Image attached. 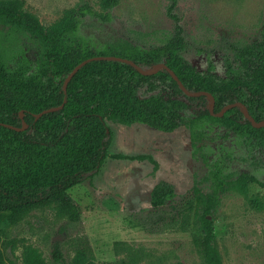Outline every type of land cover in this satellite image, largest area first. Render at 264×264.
<instances>
[{"label":"trees","instance_id":"trees-1","mask_svg":"<svg viewBox=\"0 0 264 264\" xmlns=\"http://www.w3.org/2000/svg\"><path fill=\"white\" fill-rule=\"evenodd\" d=\"M168 1L166 12L174 21L173 32L164 43L148 48L123 39L102 45L82 39L88 22H113L112 10L120 0H104L103 12L84 2L65 10L52 27L43 26L18 2L0 3V25L27 31L40 47L33 60L24 50L10 55L0 52V214L22 218L33 209L52 206L71 220L78 218V207L68 190L101 172L113 141L109 122L139 123L166 132L186 126L193 145L199 128L200 133H213L227 141V146L215 149L210 162L211 191L192 189L199 203L196 225L204 262L223 264L212 217L230 180L251 181L264 188V124L254 126L240 106L222 116L215 114L228 104L240 103L256 123H264V28L259 40L235 46L236 70L217 67L213 60L200 70L184 56L185 32L175 11L177 0ZM97 55L130 59L144 71L165 64L189 92L213 97L214 114L206 94L187 95L168 70L143 74L119 61L86 63L69 79L64 92L73 68ZM240 153L250 169L237 180L230 179V162ZM175 196L173 185L161 181L150 193V205L155 210L163 208ZM78 244L71 264H99L90 255L86 238ZM52 257L64 262L59 244L53 245ZM21 261L47 264L43 253L29 243L22 244ZM0 264H5L1 248Z\"/></svg>","mask_w":264,"mask_h":264},{"label":"rangeland","instance_id":"rangeland-1","mask_svg":"<svg viewBox=\"0 0 264 264\" xmlns=\"http://www.w3.org/2000/svg\"><path fill=\"white\" fill-rule=\"evenodd\" d=\"M104 0H0L18 2L45 27L54 26L65 10L88 2L103 12ZM168 0H120L112 23L91 22L85 41L102 45L129 40L142 47L164 43L174 21L167 15ZM176 13L185 32L184 56L200 70L209 60L236 70L235 46L257 41L264 28V0H177ZM24 50L32 60L40 47L27 31L0 25V52ZM217 73H220L218 70ZM113 141L101 172L74 186L68 194L78 207L71 220L57 207L33 209L22 218L0 214V248L5 264H22L23 243L37 247L47 264H71L80 238H86L99 264H205L200 249L196 186L211 191L210 162L227 141L200 133L196 139L186 126L171 132L144 124L109 122ZM124 154L134 158H119ZM140 157V158H139ZM240 153L230 162V179L249 171ZM161 181L173 185L176 196L160 209L150 205V193ZM258 207L253 206L254 202ZM211 218V216H209ZM215 243L223 264H264V188L251 181H232L221 193L212 217ZM59 244L64 262H55Z\"/></svg>","mask_w":264,"mask_h":264},{"label":"water","instance_id":"water-1","mask_svg":"<svg viewBox=\"0 0 264 264\" xmlns=\"http://www.w3.org/2000/svg\"><path fill=\"white\" fill-rule=\"evenodd\" d=\"M96 60H112V61H119V62H123V63H127V64H130V65H132L133 67H135L139 72H141V73H143V74H151V73H154V72H156L157 70H159V69H161V68H164V69H166V70H168L169 71V73L173 76V78L175 79V80H177V82H178V84H179V86H180V88L187 94V95H189V96H194V95H198V94H206L208 97H209V99H210V101H211V103H210V112H211V114L213 115L214 113H213V106H214V99H213V97L210 95V94H208V93H206V92H201V93H191V92H189L185 87H184V85L182 84V82H180L179 80H178V78H177V76L165 65V64H163V63H161V64H159V65H157L154 69H152V70H148V71H144V70H142L136 63H134L132 60H130V59H127V58H124V57H118V56H112V55H97V56H93V57H89V58H87V59H85V60H83L81 63H79L77 66H75L74 68H73V70L71 71V73L69 74V76H68V78L65 80V82H64V92H66V87H67V83H68V81H69V79L79 70V68H81L83 65H85L86 63H88V62H91V61H96ZM234 106H240V107H242L243 108V112H244V115L248 118V119H250L251 121H252V123H253V125L254 126H256V127H258V126H261V125H263L264 123H261V124H258V123H256L250 116H249V114H248V111H247V109L242 105V104H240V103H233V104H228V105H226L223 109H222V111L219 113V114H215L216 116H222L223 115V113L226 111V110H228V109H230V108H232V107H234ZM62 106H60V107H58V108H61ZM55 109H57V108H54V109H47V110H45L44 112H50V111H52V110H55ZM24 127H26V125H24ZM23 127V128H24Z\"/></svg>","mask_w":264,"mask_h":264}]
</instances>
